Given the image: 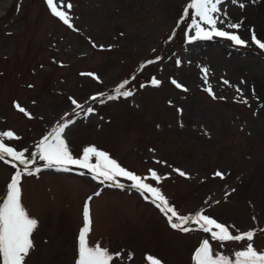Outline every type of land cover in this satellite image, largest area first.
<instances>
[{"label":"rangeland","instance_id":"rangeland-1","mask_svg":"<svg viewBox=\"0 0 264 264\" xmlns=\"http://www.w3.org/2000/svg\"><path fill=\"white\" fill-rule=\"evenodd\" d=\"M189 2L63 0L72 5L63 9L69 27L46 0H0V132L12 131L18 139H6L8 146L37 157L41 139L73 120L63 135L75 157L96 146L141 177L155 170L161 181L146 182L178 215L206 214L234 225L233 234L253 230L254 247L264 250V50L251 42L252 31L264 40V0H222V17L241 23L247 47L219 37L188 43L191 19L181 17ZM125 80L131 97L104 99ZM100 94L103 103L91 100ZM73 100L94 111L86 115ZM8 159L0 161V202L17 170ZM44 165L37 157L32 167L40 171L21 178L22 204L38 221L26 264H76L86 201L88 242L106 248L112 264H151L150 257L195 264L203 240L229 256L246 243L221 245L194 222L187 232L172 228L125 178L111 186L77 166L64 172Z\"/></svg>","mask_w":264,"mask_h":264},{"label":"snow or ice","instance_id":"snow-or-ice-1","mask_svg":"<svg viewBox=\"0 0 264 264\" xmlns=\"http://www.w3.org/2000/svg\"><path fill=\"white\" fill-rule=\"evenodd\" d=\"M232 2L237 3L238 0H232ZM46 3L54 16L58 17L65 25L73 27L68 12L63 10L64 8L71 9L72 5L70 3L65 5L63 0H46ZM221 4L222 0H190L186 4L182 11L181 20H186L190 16L191 22L188 25V31L194 33L187 35L188 43L200 40H212L219 37L233 42L236 46H249L248 40L239 35L241 23H232L222 17ZM239 6L241 8L244 7L242 3ZM223 15L226 16L227 14L224 13ZM179 23L180 21H178ZM218 24L236 31H226L224 28L218 27ZM251 42L264 50V40L258 39L255 31H252ZM148 63H152V61ZM179 63L180 61H177V64ZM202 71L206 77L209 70L204 68ZM88 75L94 74L89 73ZM96 78L99 79L98 77ZM160 83L155 78L151 80L153 86H159ZM172 83L177 88H184L181 83L175 80ZM224 83L229 84L226 80ZM128 84V80L123 81L114 90V94L108 95L104 99L115 100L121 96L131 97L133 92L125 90ZM184 90L186 91L187 89L185 88ZM206 90L210 94H213L210 86ZM237 91L240 92L241 90L237 88ZM102 95L92 96L91 100L96 101L99 99L103 103L104 99L100 98ZM242 102L247 104L246 99L242 100ZM72 103L76 109H81L86 115L94 111L92 107L85 108L75 100ZM15 107L19 112L30 115L20 104H15ZM74 114L79 115V113L75 112ZM72 123H74L73 120H65L63 123L58 124L36 146L38 150L37 157L39 160L45 162L44 166L46 168H56L58 171L69 172L72 170V166H77L88 170L94 179H100L101 182H111V186H122L118 183L117 178H125L132 182V187L140 191L142 195L148 194L156 207L168 215L172 228L187 232L189 229L185 226L190 222H194L199 226L200 230L210 233L212 239L220 242L221 245L224 242L246 241L242 250L235 251L232 256H229L216 251L208 240H203L194 253L193 260L195 264H264V250H258L254 247L253 241L256 233L253 230L243 232L236 230L237 234H233L230 228L234 229V225H225L206 214L198 212L195 216L178 215L177 210L170 205L168 199L162 194L160 189L146 182L149 179L154 180L156 183L161 181L162 177L155 170H149V177H141L122 167L108 153L99 150L96 146L83 148L82 155L78 158L75 157L63 135L65 129ZM6 139L12 140L18 139V137L10 130L0 132V161H5L6 157L10 158L6 162L12 164L17 170L7 185L5 197L0 202V264H26V258L34 247L32 236L34 230L38 227V221L30 216L22 204L21 178L23 175L38 173L40 168L32 167L37 157H31L30 154L26 155L27 149L17 151L15 148L8 146ZM93 159L95 162H93ZM13 162H18V165L23 167L18 168L17 163ZM158 163L160 162L158 161ZM175 171L180 176L187 175L179 169ZM214 175L223 178L225 173L217 171ZM96 195H99V193H96ZM83 218L84 226L79 233L78 260L76 264H112L113 257L106 248L100 245H90L88 242L87 237L91 230L92 220L87 201L83 209ZM149 259L151 264H160L159 260L151 257Z\"/></svg>","mask_w":264,"mask_h":264}]
</instances>
